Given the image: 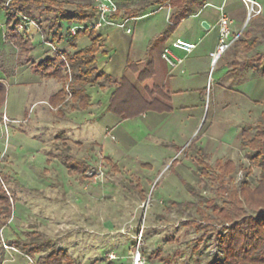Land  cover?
Returning a JSON list of instances; mask_svg holds the SVG:
<instances>
[{
  "label": "rangeland",
  "instance_id": "rangeland-1",
  "mask_svg": "<svg viewBox=\"0 0 264 264\" xmlns=\"http://www.w3.org/2000/svg\"><path fill=\"white\" fill-rule=\"evenodd\" d=\"M90 2L93 5L94 0ZM133 5L134 2L129 7ZM32 17L47 30L50 23L45 21L52 19L53 14L33 12ZM5 20L0 9V82L6 88L0 108V187L9 195L13 193L15 199H11L12 216L0 229V264L33 261L8 243L25 230L42 232L51 248H63L69 253L71 264H134L137 251L140 264H165L166 260L169 264H208L214 255H221L217 237L225 224L203 219L204 215L213 216L206 200L216 197L218 183L215 178L198 173L195 154L184 150L174 157L179 163L173 169L195 191L189 193L167 163L149 171L132 158L110 156L100 141L84 143L93 137L105 141L104 118L84 124L74 134L84 142L70 141L71 132L63 130L64 122H57L50 108L44 110L42 101L44 95L57 89V82L40 78L29 64L16 67L17 48L3 39ZM163 23L164 11L149 12L136 20L135 33L153 25L160 29ZM36 32L24 33L35 45L30 56L21 55L34 62L42 56L38 35L41 32ZM118 34L121 39L128 37L121 31ZM211 100V95L206 94L204 118ZM4 114L12 119L6 125ZM247 119L254 122L256 112ZM62 130L67 143L58 132ZM206 151V159L213 165L215 149L207 145ZM48 152L54 157L46 162ZM66 152L88 160L85 178L68 174L61 160ZM251 154L238 145L223 158L247 167ZM260 171L253 167L248 176L252 185L257 183ZM231 177L238 184L243 171L237 167ZM171 200L192 205L168 210ZM216 201L220 203L221 199ZM110 253L115 258H109Z\"/></svg>",
  "mask_w": 264,
  "mask_h": 264
},
{
  "label": "crops",
  "instance_id": "crops-1",
  "mask_svg": "<svg viewBox=\"0 0 264 264\" xmlns=\"http://www.w3.org/2000/svg\"><path fill=\"white\" fill-rule=\"evenodd\" d=\"M202 1L192 14L177 25L166 40L149 48L148 40L160 34L174 11V8L167 4L150 8L131 19L129 33L113 25L103 26L95 31L99 35L97 68L115 77L124 75L129 80L134 87L133 102L136 108L140 107L143 101L149 103L157 99L170 106V110L145 109L132 117L121 118L108 109L114 87H101L97 83L85 86L86 106H73L75 102L72 101L68 86L71 76L67 67L62 71L63 75L66 74V80L56 77L44 78L36 73L42 79H54L57 82V89L44 95L42 101L45 104L44 110L50 108V113L56 117L57 122H64L63 130H69L73 136L70 141L84 142L74 134L78 133L84 124L104 118L105 141L93 137L84 143L100 141L110 156L132 158L149 171L155 169L153 166L167 163L187 192L188 187L184 185L187 180L173 169L179 163L178 158H174L176 153L184 150L193 152L197 166V148H202L207 157L209 153L206 146H211L217 154L216 161L224 159L228 150L240 145L242 125L249 121L247 118L252 113L256 112L257 117L264 108V74L261 73L264 69V57L250 63V59L255 58L257 52H264V0H259L262 12L248 22L245 19L246 7L242 0ZM156 11H164V23L161 28L156 29L153 25L147 31L140 29V33H135L136 20ZM221 11L231 16L232 31L242 30L240 38L243 41L234 42L212 65L211 58L217 44L218 18ZM203 21L208 27L202 25ZM64 27L65 24L61 22V27L55 31L56 35L53 37V43L60 52L73 54L90 45L88 33L66 35ZM120 31L128 37L119 38ZM35 32L34 28L28 29V34ZM38 35L42 52L39 61L52 52L42 41L41 35ZM175 38L195 43L191 52L171 47L174 54L184 59L183 72L179 68H170L160 55L163 47L170 45ZM254 40L255 46H250ZM128 60L133 63L131 67H127ZM147 64L151 67V72L140 76L139 71ZM63 87L66 89V95L60 100L57 93ZM208 93L212 100L208 103L204 118V98ZM63 130L58 132L66 138L67 143L68 137ZM74 159H83L89 164L85 158ZM107 160L109 161L108 158ZM45 161L49 162L47 158ZM85 173L68 171V174H78L84 178ZM12 208L14 209V205Z\"/></svg>",
  "mask_w": 264,
  "mask_h": 264
},
{
  "label": "trees",
  "instance_id": "trees-1",
  "mask_svg": "<svg viewBox=\"0 0 264 264\" xmlns=\"http://www.w3.org/2000/svg\"><path fill=\"white\" fill-rule=\"evenodd\" d=\"M116 2L118 11L114 14L115 17H136L150 8L166 4L174 8L160 34L148 40V48L166 40L177 25L203 3L202 0H116ZM133 2L134 5L129 7V4ZM64 4L72 5L73 8H64L62 6ZM0 9L6 18L3 39L17 48L16 67H24L29 64L32 70L41 77H56L66 80V74L63 75L62 71L67 64L71 76L68 86L72 101L75 102L73 106H86L85 86L97 83L101 87H114L108 109L121 118L132 117L138 111L145 109L170 110V106L157 99H153L149 103L143 101L142 105L136 108L135 102H133L134 87L129 80L124 75L115 77L97 68L96 54L99 35L94 30L82 31L73 35L88 33L91 43L73 54L63 53L65 61L57 54H48L37 62L22 58L21 55L25 53L30 56L34 49V43L26 39L24 34L16 32L17 12L31 17L39 25L42 34L53 42L55 31L61 27V22L65 24L64 31L68 35L70 34L68 30L70 23L93 15L94 8L90 0H0ZM33 12L53 14L52 19L48 18L46 21L47 24L50 23L47 30H44L40 23L32 17ZM239 41H243L242 38ZM250 46H255V40ZM255 56L250 59V63L264 57V52H257ZM132 64V61H127V67H131ZM139 72L140 76L149 74L151 67L147 64ZM261 73L264 74V69L261 70ZM5 93V85L0 82V108ZM57 95L60 100L64 98L65 87L58 91ZM240 146L252 151L248 157L247 167L241 163L237 165L228 158L216 160L211 165L206 161V154L202 148L195 150L198 155L196 161L199 174L215 178L218 183L216 197L206 200V205L211 208L213 216L204 215L203 219L206 221L215 220L220 225L225 224L223 229L218 232L217 237L221 255H214L208 264H264V108L259 112L254 122L247 121L242 125ZM48 155L47 161H50L54 154L48 152ZM61 160L70 173H84L89 168L86 161L74 159L68 152L61 156ZM112 166L114 167V165ZM237 167L243 171V178L238 184H235L231 174ZM253 167H259L261 170L255 185H252L248 179ZM115 169L117 168L115 167ZM184 185L188 187L190 193H195L187 182H184ZM217 198L221 199L220 203L216 201ZM11 199H15V195L13 193L9 195L0 187V229L7 225L12 216ZM191 205L189 202L171 200L168 210H171V207L182 208ZM8 243L19 248L23 254L33 260L27 264H71L69 253L63 248H51L44 240L42 232L38 230H25L22 232V236L21 234L17 235ZM165 264H169V261L166 260Z\"/></svg>",
  "mask_w": 264,
  "mask_h": 264
},
{
  "label": "built area",
  "instance_id": "built-area-1",
  "mask_svg": "<svg viewBox=\"0 0 264 264\" xmlns=\"http://www.w3.org/2000/svg\"><path fill=\"white\" fill-rule=\"evenodd\" d=\"M246 7V22L251 20L252 17L260 14L262 12V5L259 0H242ZM94 12L93 15L89 18L83 19L81 21H75L69 24L68 30L72 35L77 34L82 31L89 30H99L103 26L113 25L120 28H123L126 32H131V26L129 25V21L134 19L135 17L129 16H118L115 17L114 14L118 11V4L116 0H94L93 3ZM221 9V8H220ZM17 23L15 25V30L17 33L24 34L28 32L29 28L34 27L37 30H40L39 25L29 16L24 15L20 12L16 13ZM232 18L231 16L221 11L218 18V39L215 50L212 54L211 63L214 65L219 57L237 40L240 39L242 35V30L232 31L231 29ZM1 27V23H0ZM41 32V30H40ZM42 37V41L49 47L52 53L59 55L64 61L65 57L63 53H61L56 45L48 40L42 32L40 33ZM171 47L179 48L184 50L185 52H191L195 47V43L189 40H185L183 38H175L170 45H166L163 47L161 51V58L168 64L170 68H179L181 72H183V57L178 56L173 53ZM68 72H70L69 66L66 64ZM209 87V86H207ZM5 120V125L7 122L12 121L6 114L3 115ZM4 246H7L6 243L3 242ZM108 257L113 259L115 255L110 253ZM141 256L137 251L134 256V264H140Z\"/></svg>",
  "mask_w": 264,
  "mask_h": 264
},
{
  "label": "water",
  "instance_id": "water-1",
  "mask_svg": "<svg viewBox=\"0 0 264 264\" xmlns=\"http://www.w3.org/2000/svg\"><path fill=\"white\" fill-rule=\"evenodd\" d=\"M202 25H204L205 27H208L207 23L206 22H202Z\"/></svg>",
  "mask_w": 264,
  "mask_h": 264
}]
</instances>
